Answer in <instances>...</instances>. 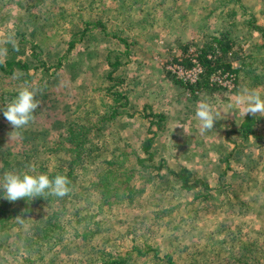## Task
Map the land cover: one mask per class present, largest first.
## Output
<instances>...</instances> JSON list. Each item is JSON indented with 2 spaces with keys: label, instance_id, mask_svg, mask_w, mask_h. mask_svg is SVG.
Masks as SVG:
<instances>
[{
  "label": "rangeland",
  "instance_id": "obj_1",
  "mask_svg": "<svg viewBox=\"0 0 264 264\" xmlns=\"http://www.w3.org/2000/svg\"><path fill=\"white\" fill-rule=\"evenodd\" d=\"M262 32L264 0H0V60L27 66L0 71V108L25 86L38 101L20 130L0 112V175L54 168L51 148L86 112L97 147L72 199L2 232V264L24 258L7 252V233L55 217L69 220V235L48 255L26 250L33 264H264V114L244 116L234 103L244 88L264 95ZM209 44L208 55L230 64L232 85L192 90L169 65ZM202 99L221 113L205 132L195 117ZM243 121L254 134L240 132ZM148 142L153 158L138 166ZM114 154L124 162L113 171H129L114 174L119 189L102 203L98 176ZM180 167L207 188H182L168 171Z\"/></svg>",
  "mask_w": 264,
  "mask_h": 264
},
{
  "label": "trees",
  "instance_id": "obj_2",
  "mask_svg": "<svg viewBox=\"0 0 264 264\" xmlns=\"http://www.w3.org/2000/svg\"><path fill=\"white\" fill-rule=\"evenodd\" d=\"M257 28L261 29L262 27L254 25ZM262 36L264 37V32H262ZM215 42L219 43V39L214 38ZM213 41V42H214ZM73 41L69 43V47L73 45ZM213 44V43H212ZM212 44L207 45L206 47H202L196 52V56L200 64L203 66L205 72L202 75L201 79L196 84H191L192 90L196 87H202L204 85L207 86L209 83V76L210 74L219 69L218 67L222 68V64L220 63V56L221 55H211V58L208 57V53L211 52ZM264 44V42H263ZM224 51V49H222ZM213 53V52H212ZM222 54V53H221ZM60 59V58H59ZM14 65H18L19 67L25 68V72H27V66L23 62H19L16 60H10V61H4L2 62L0 60V71L8 72L10 73L12 71V67ZM228 68H230V64H224L222 68V72H228L232 73V71H229ZM212 86H216L215 84H211ZM190 86V85H189ZM190 86V87H191ZM123 95L118 92H113V100L115 102L119 100ZM125 104V103H121ZM116 106L111 110L113 111L108 118H112L115 114L117 115L118 111L116 110ZM104 115V114H103ZM105 116V115H104ZM103 116V117H104ZM160 118H162L161 115H158ZM77 117V116H76ZM105 119V118H104ZM158 122V121H157ZM250 122L244 121L240 124L239 130L243 134H254V130L251 129ZM94 119L93 116L86 112L82 116L77 118H72V120L68 123V126L66 128V135L65 137H60L59 141L56 144L55 148H51V152H55L56 154H53L55 156V159L59 162L57 165H55L54 168H44L39 167V171L36 170L37 173H46L50 178L54 177L57 174H63L65 175L69 180V188L70 191L63 197H55V196H45V197H35L32 200H27L25 198L17 199L16 201H8L5 198L0 197V248L4 244V240L2 238V232H6L13 228L15 224L20 219L31 220L33 213L36 208L41 207L43 205L50 208L54 203H58L61 201H69L72 199V197L75 196L76 193L80 191L81 184H80V178L82 175L85 176L87 166L89 163L92 162L93 158V151L97 149L96 145L90 140V136L94 133ZM158 124V123H157ZM149 145L148 142L145 145H142L145 151L148 153V157H137L136 158V164L138 166H144L146 163L144 161H150L152 160L153 156L149 152ZM104 164L103 168L109 167V169H106L103 174H101V177L98 176V181L102 178L101 184V192L102 193V203H107L105 200L109 197L112 191H116L118 186H115L113 184L115 175H120L121 173H125L128 169L123 165V169L118 170L116 173L113 171L114 166L119 165V163L122 161V158L120 155H111L107 158H103ZM125 160V159H124ZM124 162V161H122ZM164 163H162L159 166H163ZM158 166V167H159ZM137 170L133 168V171L131 172V176L133 177L134 171ZM129 171V170H128ZM168 171L176 177L180 183L181 187L185 190H189L193 187H196L197 185H203L207 188L206 184L204 182H201L199 178H195L191 175L190 171L186 167H180L179 170L175 171L173 169H168ZM2 194V193H0ZM104 197V198H103ZM101 205V204H100ZM59 216L58 214H56ZM96 222V224L100 225L102 224V221L104 223V220L102 219H91ZM80 221V220H79ZM89 225V224H88ZM95 225V224H93ZM69 226V220L68 219H60L59 217H55V219L46 218V221H44L43 224L40 225H34L32 226L33 229H25L21 232H15L11 236L19 237L21 240H13L10 236V232L6 234L8 240L6 241L5 247L8 253H12L13 256H16L15 254L19 253L21 257H24L22 261H19L18 259L13 260V263L11 264H33L34 260L31 259L30 256L26 255V250H29L30 248H36V251L40 253V255H48L50 252V248L56 244L57 242H60L63 239L64 234L69 235V230L67 227ZM70 227V226H69ZM89 226H87V229ZM75 231V230H74ZM11 239V240H10ZM1 256V253H0ZM114 264H118L116 260L111 261ZM170 262V260H169ZM0 264L2 262L0 261ZM100 264H109L108 260L100 261Z\"/></svg>",
  "mask_w": 264,
  "mask_h": 264
},
{
  "label": "clouds",
  "instance_id": "obj_3",
  "mask_svg": "<svg viewBox=\"0 0 264 264\" xmlns=\"http://www.w3.org/2000/svg\"><path fill=\"white\" fill-rule=\"evenodd\" d=\"M35 95L36 89L22 87L5 107L0 108V112L14 130H20L32 121L34 110L38 107ZM234 103L242 106L244 116L264 114V95L255 89H242L237 93ZM195 117L199 121L200 131L205 132L214 129V122L220 119L221 113L210 100L202 99L197 103ZM69 183L63 174L50 178L46 173H37L33 166H29L28 171L10 170L0 175V197L8 201L20 198L32 200L46 195L63 197L70 191Z\"/></svg>",
  "mask_w": 264,
  "mask_h": 264
},
{
  "label": "built area",
  "instance_id": "obj_4",
  "mask_svg": "<svg viewBox=\"0 0 264 264\" xmlns=\"http://www.w3.org/2000/svg\"><path fill=\"white\" fill-rule=\"evenodd\" d=\"M211 58L210 55H208ZM170 68L176 72L178 78L188 84H196L204 74V68L197 59L196 52L193 50L187 51L185 55H178L175 62L171 63ZM233 73L222 72L221 69L213 71L209 76L210 84H217L223 87H231Z\"/></svg>",
  "mask_w": 264,
  "mask_h": 264
}]
</instances>
